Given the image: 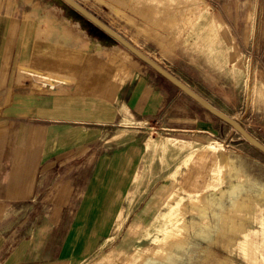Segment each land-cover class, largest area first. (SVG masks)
Returning <instances> with one entry per match:
<instances>
[{"label":"crops","instance_id":"0c3cea01","mask_svg":"<svg viewBox=\"0 0 264 264\" xmlns=\"http://www.w3.org/2000/svg\"><path fill=\"white\" fill-rule=\"evenodd\" d=\"M219 2L217 45L247 69L236 90L253 109L258 82L249 78L251 69H261L264 96V26H255L257 18L264 25V6L248 9L264 0ZM61 10L45 0H0V264H81L80 245L95 242L96 228L108 229L102 235L113 238L122 211L115 201L126 194L141 158L142 141L137 146V135L122 137L123 122L139 129L161 121L211 135L208 120L158 88L132 55L64 29ZM34 78L37 88L29 84ZM42 79L57 84L40 88ZM231 149L215 156L223 169L208 172L202 190L216 210H223L226 196L238 217L233 221L243 228L251 218H264V161ZM101 196L113 199L101 205ZM97 211L102 224L93 215Z\"/></svg>","mask_w":264,"mask_h":264},{"label":"rangeland","instance_id":"374dc122","mask_svg":"<svg viewBox=\"0 0 264 264\" xmlns=\"http://www.w3.org/2000/svg\"><path fill=\"white\" fill-rule=\"evenodd\" d=\"M45 1L62 9L59 14L62 27L73 31L76 37L75 30L79 31L83 36L80 40L120 47L61 0ZM74 1L202 99L223 113L232 114L235 121L264 142V96L260 83L263 74L258 67L249 71V78L255 77L258 82L255 86L258 100L253 111L245 100L247 96L236 90L239 81H246L247 69L229 60V48L222 52L217 45L216 32L223 18L220 0ZM263 6L250 4L248 10L259 12ZM255 26L260 31L264 25L257 18ZM139 64L158 88L185 103L196 118H206L211 135L171 128L161 121L144 122L139 129L123 122L122 137L137 135V141L133 142L137 146L142 141L138 146L141 158L135 172L132 167L126 194L115 201L117 205L119 200L122 211L115 216L118 219L113 238L102 235L108 229L96 228L100 235L95 242L80 245L85 257L81 264H264V218H251L246 227L238 228L233 221L237 214L230 211L227 197L223 210H216L214 200L210 201L202 190L208 172L221 170L211 168L216 155L229 154L231 148L263 161L264 155L228 124L204 111L148 66L140 61ZM35 79H30L29 84L37 88ZM201 196L206 201L200 200ZM108 199L112 201L113 197L101 196L99 202L108 205ZM193 207L204 209L198 213ZM93 215L96 222L105 221L101 211ZM183 222L187 228L182 240L163 244L166 234L180 231ZM244 233L251 241H245Z\"/></svg>","mask_w":264,"mask_h":264},{"label":"water","instance_id":"95a60500","mask_svg":"<svg viewBox=\"0 0 264 264\" xmlns=\"http://www.w3.org/2000/svg\"><path fill=\"white\" fill-rule=\"evenodd\" d=\"M65 5L73 9L75 12L80 14L83 18L88 20L91 24H93L96 28L104 32L111 39H113L121 48L126 50L129 54L134 56L138 61L143 63L152 69L157 75L162 77L169 84L177 88L195 103H197L202 109L208 112L210 115L220 119L224 123L228 124L236 133H238L248 144L254 147L256 150L261 152L264 155V145L258 142L255 138H253L250 134H248L239 123L222 114L214 107H212L208 102L194 93L190 88L185 86L181 81L175 78L168 71L164 70L161 66H159L156 62L151 60L145 54H143L140 50L135 48L132 44L122 38L120 35L115 33L109 27L104 25L101 21H99L96 17H94L91 13H89L86 9H84L81 5L76 3L74 0H61Z\"/></svg>","mask_w":264,"mask_h":264},{"label":"bare ground","instance_id":"6f19581e","mask_svg":"<svg viewBox=\"0 0 264 264\" xmlns=\"http://www.w3.org/2000/svg\"><path fill=\"white\" fill-rule=\"evenodd\" d=\"M122 16H123V14H122ZM127 17H129V16H127ZM131 19V18H130ZM116 48V51L117 52H119V53H121L122 55H125V56H127L128 58H131L130 56H129V54H128V52L126 51V50H124L123 48H121V47H118V46H116L115 47ZM229 60H230V57H229ZM132 61L133 62H135V63H138L137 61H135L134 59H132ZM232 61V60H231ZM234 61V60H233ZM211 151V150H210ZM226 163V162H225ZM218 168V169H223V166H221L218 162H217V160H216V157H214L213 158V161H212V163H211V168H213V169H215V168ZM216 168V169H217ZM193 186V185H192ZM194 187V186H193ZM204 200V197L203 196H201V198H200V200ZM247 202V201H246ZM195 203L194 202H192V205H194ZM194 208V207H193ZM204 209V208H203ZM203 209H201L200 207H196V208H194V209H192V210H197V212L198 213H200V211H203ZM182 229L180 230V231H178L177 233H167L166 234V236H165V238H164V242H163V244H171V243H173V241H180V240H182V238L184 237V235H182L183 234V232H184V230L187 228V225H186V223L185 222H183L182 223V227H181ZM158 252L159 251H155L154 253L155 254H158ZM160 253V252H159ZM162 255V254H161Z\"/></svg>","mask_w":264,"mask_h":264},{"label":"built area","instance_id":"2783aa9c","mask_svg":"<svg viewBox=\"0 0 264 264\" xmlns=\"http://www.w3.org/2000/svg\"><path fill=\"white\" fill-rule=\"evenodd\" d=\"M28 75V74H27ZM31 76V75H29ZM57 84L56 81H50L48 79H42L39 83L40 88H48L51 89L54 87V85Z\"/></svg>","mask_w":264,"mask_h":264},{"label":"trees","instance_id":"16d2710c","mask_svg":"<svg viewBox=\"0 0 264 264\" xmlns=\"http://www.w3.org/2000/svg\"><path fill=\"white\" fill-rule=\"evenodd\" d=\"M159 76V75H158ZM160 77V76H159ZM161 79H163L162 77H160ZM164 80V79H163ZM167 82V81H166ZM171 85V84H170ZM172 86V85H171ZM172 87H174V86H172ZM175 88V87H174ZM175 89H177V88H175ZM178 90V89H177ZM179 91V90H178ZM179 92H181V91H179Z\"/></svg>","mask_w":264,"mask_h":264}]
</instances>
